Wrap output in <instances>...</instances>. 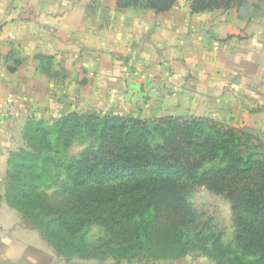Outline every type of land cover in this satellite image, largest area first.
<instances>
[{"label": "crops", "instance_id": "1", "mask_svg": "<svg viewBox=\"0 0 264 264\" xmlns=\"http://www.w3.org/2000/svg\"><path fill=\"white\" fill-rule=\"evenodd\" d=\"M72 111L190 114L264 133V0L200 12L183 1L157 13L117 0H0V264H76L3 196L24 125Z\"/></svg>", "mask_w": 264, "mask_h": 264}, {"label": "trees", "instance_id": "2", "mask_svg": "<svg viewBox=\"0 0 264 264\" xmlns=\"http://www.w3.org/2000/svg\"><path fill=\"white\" fill-rule=\"evenodd\" d=\"M178 1L117 0V6L157 13ZM185 1L200 12L239 9L254 0ZM81 135L85 146L60 162ZM23 136L26 146L7 158L4 199L66 262L130 264L197 252L214 264H264L263 132L204 116L144 120L72 111L50 125L29 120ZM50 169H62L64 180L44 185ZM199 186L225 194L240 254L224 257L217 253L218 240L207 245L196 229L198 215L187 195ZM91 224L105 234L99 244L88 241Z\"/></svg>", "mask_w": 264, "mask_h": 264}, {"label": "rangeland", "instance_id": "3", "mask_svg": "<svg viewBox=\"0 0 264 264\" xmlns=\"http://www.w3.org/2000/svg\"><path fill=\"white\" fill-rule=\"evenodd\" d=\"M185 0H179L178 2H183ZM82 112V111H80ZM190 115V114H186ZM46 124L50 125L54 122V120H47L44 121ZM26 125V124H25ZM24 125V127H25ZM22 128L20 134H17V145L15 150L25 147L26 140L23 136V129ZM253 131H258L256 129H252ZM85 138L81 135L78 137L75 142L66 150L62 151L63 153L60 154V162L65 161V159L69 158L70 156H76L81 149L85 146ZM47 177L44 185L46 186H53L55 184H59L64 180V174L62 169H50L49 174ZM53 179V180H51ZM188 201L190 202L191 206L194 208L198 215V225H196V229L199 231L201 230L203 235H206L207 238L205 240L206 244L209 245L211 239L218 240V250L217 253H223L224 257H231L233 255L240 254V250L235 246L233 243V236H234V226H233V218L234 212L231 208V205L226 198L225 194L215 193L204 186L199 187H192L188 192ZM86 235L88 241L92 244H99L100 241L105 239V234L103 230L95 225L91 224L87 230ZM194 255H201L197 252L192 253ZM208 261L204 260L205 263H215V261L209 257ZM73 263H79L82 260L75 259ZM169 260H162V259H155V260H138L134 259L130 262V264H160L165 263ZM212 261V262H211ZM101 264H114L112 260H108L105 262H99ZM204 263V264H205ZM120 264H126L125 260H120Z\"/></svg>", "mask_w": 264, "mask_h": 264}]
</instances>
